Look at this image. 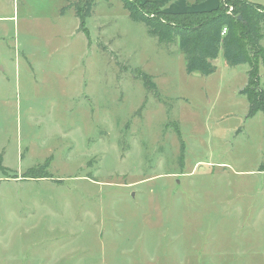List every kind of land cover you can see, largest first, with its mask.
Here are the masks:
<instances>
[{"label": "rangeland", "instance_id": "obj_1", "mask_svg": "<svg viewBox=\"0 0 264 264\" xmlns=\"http://www.w3.org/2000/svg\"><path fill=\"white\" fill-rule=\"evenodd\" d=\"M65 4L0 0V264H264L248 65L187 73L121 0Z\"/></svg>", "mask_w": 264, "mask_h": 264}, {"label": "trees", "instance_id": "obj_2", "mask_svg": "<svg viewBox=\"0 0 264 264\" xmlns=\"http://www.w3.org/2000/svg\"><path fill=\"white\" fill-rule=\"evenodd\" d=\"M94 1L68 0L60 12L72 8L78 19V28L84 29ZM121 1L129 17L143 22L159 43L177 39L187 73H213L216 69L213 61L220 53L229 66L246 63L247 82L240 93L247 97V114L251 116L261 109L264 111V86L259 76L260 65L264 70V47L259 40V23L264 21V13L258 12L260 4L249 0H218L217 5L210 9L162 11L154 0ZM223 27L226 29L222 34ZM142 77L146 85L155 87L148 75L143 74ZM46 166L47 161L38 168H29L26 174L29 177H50Z\"/></svg>", "mask_w": 264, "mask_h": 264}, {"label": "crops", "instance_id": "obj_3", "mask_svg": "<svg viewBox=\"0 0 264 264\" xmlns=\"http://www.w3.org/2000/svg\"><path fill=\"white\" fill-rule=\"evenodd\" d=\"M139 1H144V0H139ZM154 1H156L160 6L167 8V10H169V11H187V10L210 9V8L215 7L217 5V2H218V0H207V1L206 0H202V1L201 0H154ZM65 2L67 4L68 0H65ZM251 2H253V1H251ZM254 3H257V2H254ZM72 12L74 14L73 9H72ZM76 20H77V24H78V19L76 18ZM261 22H264V21H261ZM259 34H260V28H259ZM260 38H261V35L259 37V40H260ZM260 44H261V46L264 47V45L261 43V40H260Z\"/></svg>", "mask_w": 264, "mask_h": 264}, {"label": "built area", "instance_id": "obj_4", "mask_svg": "<svg viewBox=\"0 0 264 264\" xmlns=\"http://www.w3.org/2000/svg\"><path fill=\"white\" fill-rule=\"evenodd\" d=\"M225 29H226V28H225V27H223V29H222V31H221V33H222V34L225 32Z\"/></svg>", "mask_w": 264, "mask_h": 264}]
</instances>
